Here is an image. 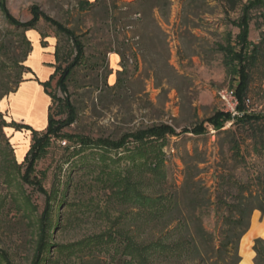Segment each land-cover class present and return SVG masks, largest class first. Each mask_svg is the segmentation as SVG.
<instances>
[{"label": "rangeland", "instance_id": "374dc122", "mask_svg": "<svg viewBox=\"0 0 264 264\" xmlns=\"http://www.w3.org/2000/svg\"><path fill=\"white\" fill-rule=\"evenodd\" d=\"M1 1L22 24L33 20V11L39 17L37 29L26 30L12 24L0 8V114L7 123L5 98L14 91L1 96L28 78L26 60L36 37L32 31L44 33L45 39L54 38L62 61L72 52V42L42 14L74 30L86 46L87 59L76 67L69 83L79 115L65 131L119 138L167 124L174 133L160 143H165L168 178L177 185L182 183L183 159L188 154L204 161L199 166L209 185L216 173L245 181L257 172L264 174V158L249 154L251 148L243 144L244 158L236 161L227 143L236 127L233 119L243 116L239 105L247 113H264L263 67L252 74L246 103L236 94L250 50L263 36L264 16L259 12L248 22L240 10L227 12L220 0H168L164 8L141 14L127 6L133 0ZM25 39L31 43L27 58ZM39 53L36 49L33 62ZM56 82L49 90L63 97ZM222 91L232 99L223 100ZM12 106L18 119L25 116L27 122L43 129L46 102L37 89L23 85L12 96ZM215 125H222V131L215 130ZM197 126L202 134L184 132ZM3 131L0 264H86L91 258L99 264H114L119 258L117 244L104 243L110 239L105 233L124 224L122 215H129L133 208L106 180L115 170L125 173L134 161L142 160L132 158L140 144L130 141L121 150L88 148L75 154L65 141L54 140L34 174L42 181L43 192L22 180L31 132L13 126H4Z\"/></svg>", "mask_w": 264, "mask_h": 264}, {"label": "trees", "instance_id": "16d2710c", "mask_svg": "<svg viewBox=\"0 0 264 264\" xmlns=\"http://www.w3.org/2000/svg\"><path fill=\"white\" fill-rule=\"evenodd\" d=\"M220 2L227 12L240 10L248 22L255 20V13L259 12V15L264 16V0ZM167 4L168 0H133L127 6L141 14L150 8H164ZM0 8L15 26L26 30L37 29L38 11H33L35 16L32 21L22 24L9 14L5 1H1ZM41 16L65 34L73 46L72 52H67L63 61L59 45L56 46L54 72L43 83L51 99L47 125L43 130L16 122L7 123L0 114V133L3 136L4 126L31 131V145L23 161L26 170L22 180L46 192L42 181L37 180L34 174L38 162L47 156L54 140L65 141L67 148H73L75 154L88 148L121 150L130 141L138 143L139 149L135 158H132L142 160L134 161L125 173L115 170L111 179L106 180L107 186L133 208L132 213H127L129 215H122L121 222L124 224L105 233L110 239L104 243L117 244L115 254L119 258L114 264H239L242 260L241 239L250 229L253 213L258 210L264 215V174L257 172L245 181L224 172L216 173L213 183L209 185V179L202 175L205 171L199 166L204 161L188 154L183 159L182 183L177 185L168 178L163 154L165 143H160L167 135L174 133L173 128L167 124L138 129L119 138L93 137L80 132L65 131L77 121L79 115L78 108L71 99L69 83L76 67L87 59L86 46L82 37L74 30L52 17ZM41 37L42 43L46 44V35L41 33ZM25 41L28 45L27 58L31 43L27 39ZM245 67V72H241L242 82L236 91L242 103H246L251 90L253 72L257 68H264V32L261 41L252 46ZM55 79L57 87L64 94L63 97H58L49 90ZM19 84L20 81L1 98L15 91ZM56 103L57 110L54 109ZM238 108L243 116L233 119L236 127L231 129V136L227 141L228 151L232 152L234 160H241L244 158L242 145L246 144L251 148L249 154L264 158V113H247L242 105ZM200 128L197 126L184 132L202 134ZM222 128V125H215L217 131H222ZM99 245L101 243L96 244V248L90 251L91 256H95ZM253 250L254 263L264 264L263 238L254 240ZM85 263L99 264L94 258Z\"/></svg>", "mask_w": 264, "mask_h": 264}, {"label": "crops", "instance_id": "0c3cea01", "mask_svg": "<svg viewBox=\"0 0 264 264\" xmlns=\"http://www.w3.org/2000/svg\"><path fill=\"white\" fill-rule=\"evenodd\" d=\"M32 33L36 34V37H33V48L26 60L28 66V78L21 82L19 87L12 94H10L9 97L5 98V108L3 109V111L8 114V119L10 122L26 124L30 125L36 130H43L47 125L48 108L51 102L49 95L45 91L43 83L48 81L54 72L56 42L54 38H49L44 39V41H46V44H43L41 34H39L36 30H33ZM36 49H40V53L37 62H33L32 55L36 51ZM23 85H28L31 88L37 89L40 95L45 98L46 123L43 129H38L31 123L27 122L25 116L21 117L20 119L16 117L14 108L12 106V96L15 97L16 95H18ZM258 237L264 239V215H262L260 211L256 210L252 216L250 229L241 239L240 255L242 256V260L239 264H255V251L252 248V244Z\"/></svg>", "mask_w": 264, "mask_h": 264}, {"label": "built area", "instance_id": "2783aa9c", "mask_svg": "<svg viewBox=\"0 0 264 264\" xmlns=\"http://www.w3.org/2000/svg\"><path fill=\"white\" fill-rule=\"evenodd\" d=\"M220 96H221L222 99L225 100V101H229V100L232 99V96H231L228 92H226V91H222V92H220Z\"/></svg>", "mask_w": 264, "mask_h": 264}, {"label": "bare ground", "instance_id": "6f19581e", "mask_svg": "<svg viewBox=\"0 0 264 264\" xmlns=\"http://www.w3.org/2000/svg\"><path fill=\"white\" fill-rule=\"evenodd\" d=\"M32 109H33L34 112H36L37 109H38V105L36 104Z\"/></svg>", "mask_w": 264, "mask_h": 264}]
</instances>
